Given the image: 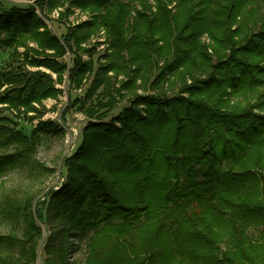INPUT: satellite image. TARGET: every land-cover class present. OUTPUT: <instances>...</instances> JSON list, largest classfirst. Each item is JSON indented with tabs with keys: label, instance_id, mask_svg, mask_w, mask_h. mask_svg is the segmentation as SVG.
<instances>
[{
	"label": "trees",
	"instance_id": "trees-1",
	"mask_svg": "<svg viewBox=\"0 0 264 264\" xmlns=\"http://www.w3.org/2000/svg\"><path fill=\"white\" fill-rule=\"evenodd\" d=\"M69 1L98 12L99 19L82 24L80 33H66L63 42L69 49L70 40L79 43L103 25L128 49L126 62L135 64L133 71L145 70L152 55L164 64L154 78L162 83L155 94L136 95L109 121L84 128L81 145L65 161L67 179L50 193L45 209L53 228L44 245L45 264H69L72 236L76 244L85 242L87 264H264V90H256L264 83V31L249 33L236 46L237 40L228 33L234 16L254 0H187V21L174 24L170 32L151 28L169 1L153 0L157 12L149 19L137 12L136 30L144 35L135 34L139 39L129 46L122 40L127 5L141 1L150 10L148 0ZM211 2L218 16L225 13L223 34L212 38L230 50L227 56L216 55L214 64L197 39L206 28L200 25ZM41 27L30 8L0 9L3 45L25 46L34 40L40 49L54 48L59 54L57 39ZM164 35L172 36L167 47L159 44ZM30 63L58 68L45 58ZM86 68L76 58L69 78ZM129 68L117 62L105 71ZM166 72L180 84L172 97L162 95L163 89L174 88L173 82L163 86ZM106 80L96 77L94 87L104 84L108 89ZM241 93L255 95V100L246 99L245 106L231 104L230 97ZM54 94L46 74L20 67L0 70V103L6 107L31 111L32 102ZM51 128L53 123L45 121L23 134L0 114V147L13 148L0 153V172L31 156L39 133ZM31 201L26 197L21 204L7 201L0 207L5 220H13L15 226L23 222L20 234L16 227L0 233V264L35 260L41 231ZM36 215L41 217V212L36 210Z\"/></svg>",
	"mask_w": 264,
	"mask_h": 264
},
{
	"label": "rangeland",
	"instance_id": "rangeland-1",
	"mask_svg": "<svg viewBox=\"0 0 264 264\" xmlns=\"http://www.w3.org/2000/svg\"><path fill=\"white\" fill-rule=\"evenodd\" d=\"M122 1L126 2V0ZM148 2L151 5L150 10L144 9L141 1H132L127 5L128 11L123 21L122 40L127 41L128 46L139 39L135 34L144 35L136 30L138 29L136 20H139L137 12H142V15L147 16V19L157 12L154 1L148 0ZM187 4V0H169L165 13L161 17L158 16L159 21L151 28L170 32L174 24L182 26L187 21L185 15ZM11 7L30 8L43 25L40 30L55 37L62 47V51L58 54L54 48L40 49L34 40H27L25 46H5L1 43L2 35L0 34V70H17L20 67L22 70L46 74L55 90L54 95L42 98L39 102H32L34 110L31 111L26 110L24 106L6 107V104L0 103V114L8 117L11 127L23 134H29L41 122L53 123V128L39 133V141L31 156L18 162L14 167H7L0 172V207L7 201L16 205L17 203L21 204L26 197L32 198L30 209L40 228L41 235L35 250V260L31 264H45L44 245L53 231L52 223L45 219V209L50 193L58 189L67 179L65 161L81 145L84 128L91 122L109 121L124 107L130 106L131 99L136 95L155 94L162 83L161 80L154 78L160 72L164 60L152 55L153 59L144 67L145 70L133 71L132 67L135 64L129 65L126 62L129 60L128 49L124 48L118 38L113 37L111 28L108 29L103 25L93 28L88 38H84L85 40L79 43L70 40L71 49H69L63 42L66 33L74 31L80 33L83 31L79 30L82 24L98 19L96 16L98 12L82 8L69 0H59L58 3H55L54 0H0V9ZM206 8L210 11L203 20L204 24H197L206 28L198 33L197 39L203 45L204 53L210 57V63L214 64L217 61V56H227L230 53L228 46L221 43L222 41L212 38L213 35L223 34L220 24L225 13L218 16L212 2L207 4ZM104 12L102 10L101 14L103 15ZM241 12V15L234 16L233 21L235 22L228 31L231 33V37L237 40L235 46L251 36H248L249 33H255L254 31L259 29L264 31L263 2L260 0L247 2ZM236 30L238 31L236 32ZM149 32L154 34L152 31ZM171 41L172 36L164 35L159 44L167 47ZM118 45L120 49H116ZM32 49L38 50L37 54ZM27 55L29 61L25 57ZM41 58L55 61L58 71L44 65L30 63L34 59ZM76 58L81 64L88 65L89 69L86 68L82 74L69 78V69ZM117 62L126 63L131 70L125 72L107 69L105 71L107 65L112 67ZM102 72L104 73L101 74ZM164 75L167 80L163 86L167 87L168 83L173 82L172 87L174 88L163 89L162 95L172 97L180 84L178 80H174L173 74L166 72ZM96 77L97 80L102 79V81L107 78L106 81L110 82L109 88L104 89V84L94 87ZM186 82H190L189 78L186 79ZM256 90L263 91L264 83ZM255 97V95L248 96L247 93L232 95L230 103L233 105L240 103L241 106H245L249 103L246 99L253 102ZM90 111H92L91 114ZM255 112L259 111L255 110ZM12 150L11 146L0 147V153H9ZM40 204L42 205L40 206ZM36 210L41 212V217L36 215ZM58 223L54 222L53 224L57 225ZM22 225L23 222L19 221L18 226L17 224L15 226L13 220L8 218L5 220L0 215V233H6L16 227V233L20 234ZM98 242L99 238L95 237L93 244ZM68 243L70 244L68 263L87 264L85 262L87 251L85 242L80 245L76 244L77 239L72 236Z\"/></svg>",
	"mask_w": 264,
	"mask_h": 264
}]
</instances>
